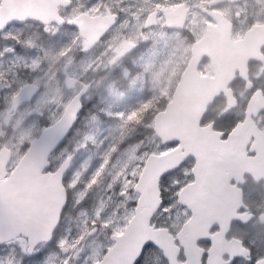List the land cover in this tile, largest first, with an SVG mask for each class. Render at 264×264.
<instances>
[{"label": "snow or ice", "instance_id": "snow-or-ice-1", "mask_svg": "<svg viewBox=\"0 0 264 264\" xmlns=\"http://www.w3.org/2000/svg\"><path fill=\"white\" fill-rule=\"evenodd\" d=\"M137 2L133 9L128 0H0V61L9 62L0 72V264H264V191L256 187H248L251 204L236 206L227 232L223 222L210 226L195 254L182 242L211 195L210 175L222 158L235 157L264 182V44L258 71L233 70L190 133L182 125L168 129L183 96L178 78L166 87L174 63L168 41L187 34L195 48L217 6ZM43 8L49 11L39 14ZM169 8L186 9L183 20ZM253 8L250 16L247 2L237 3L228 14L245 25L241 35L264 28V0H254ZM33 26L49 42L39 46L43 57L26 55L37 47L25 38ZM141 49L148 55H141L137 78L150 85L148 95L122 110L101 107L86 74L111 69L118 77L119 66ZM77 53L81 75L68 71ZM57 64L63 78L53 71ZM20 73L37 79L18 83ZM192 75L204 84L219 78L212 52ZM108 94L125 98L112 84ZM89 118L92 125L116 121L117 135L98 137ZM94 148V162L82 159ZM219 236L231 248L217 259Z\"/></svg>", "mask_w": 264, "mask_h": 264}, {"label": "flooded vegetation", "instance_id": "flooded-vegetation-1", "mask_svg": "<svg viewBox=\"0 0 264 264\" xmlns=\"http://www.w3.org/2000/svg\"><path fill=\"white\" fill-rule=\"evenodd\" d=\"M245 2H247L249 6V15L251 16L254 10L253 8L254 0H209V3L215 4L217 7L209 13L210 18L214 20L215 22L209 23L205 21L204 22L205 28L199 36L198 43H200L203 40L206 43L204 44L205 53L201 55L199 59H197V56L193 55L192 53L193 48L190 47L188 44L187 49H188L189 56L187 59V63L180 65V75L178 77L174 70L175 66L177 65L176 62L170 66V72L166 76V81H167L166 87L172 85L173 77L175 75H176V80L174 83H176L177 78L179 79V82H181L183 74L185 70L187 69V67L190 65V63L194 67H195L196 61L200 62L202 66L203 64H206L207 63V56H206L207 52H212V51H213L212 52L213 54L217 53L218 55L217 58L215 57L216 67L219 70L218 88L226 87L227 81L230 79L231 74L233 70L235 69L243 68L244 71L246 72L258 71L259 65L255 63V61L259 59L258 53H259L261 44H264V28H261L259 25H256L253 31L251 32L244 31L243 35H241V32L244 30L245 25L241 22L236 21L235 19L233 20L228 19V14L235 12L237 3L243 5ZM128 3L133 6V9H135V7H139L137 0H128ZM255 10L259 12L258 8H256ZM167 11H168V14L174 20L182 21L187 10L183 8H169ZM205 11H207V9H205ZM186 37H187V34H185V38ZM25 38H30L37 45L35 49L28 50L26 52V55L29 57H32L35 55L43 56L39 46L43 45L44 48L47 49V47L49 46V42L44 39L41 33V30L36 26L27 28L25 29ZM171 46H172V42L171 40H169L168 47L171 48ZM157 48L162 51L163 45H158ZM141 55L147 57L148 53L145 52L143 49H141L140 52H137L133 54L131 57H129L127 63L121 64L119 66L120 75L118 77L113 75V71L111 69L108 71L101 72L99 74H96V73L86 74L85 79H87L89 82L93 84V88L95 89V94L98 99H102L104 96L108 94L109 84H112L115 89L123 92L124 95L128 97L127 99L124 98L123 101H120L119 105H115L112 108V110L115 108H119V110H122L126 107L135 105L137 103L135 99L140 101V100H143L145 96L148 95L149 87L141 88V89L135 88L136 84L144 81L141 78L137 80V72L139 71L138 66L142 63ZM176 61H180V59H177ZM80 64H82L81 56L79 53H77L75 55L74 62L72 63L71 67L68 68V71L76 73L74 72V69ZM8 66H9V62L7 61V59L0 61V72L7 71ZM53 71H58L61 74V78H63L64 66L62 64H57L55 68L53 69ZM125 72L128 73L126 76H125ZM26 74H29V73H26ZM76 74L81 75L82 70ZM21 76L23 78L22 82L31 83L35 79H37L35 75H34V79H32L31 74L26 76V78L23 75ZM134 79L136 80L135 83H133ZM196 80H199V79H196ZM210 83L207 84L208 88L216 87L213 84L210 85ZM41 84L43 85V81H41ZM129 88H134L132 90L130 97L127 94V92H129ZM192 88H195V87H192ZM184 101L187 102L186 99ZM99 104L101 107L107 108L105 104H102L101 102H99ZM96 127H100V131H103L105 129L115 130L116 121H107L104 123L98 122L94 126V128L90 126V128L92 129H95ZM250 130L254 131L255 129L253 127ZM116 135L117 133L114 132L113 138ZM246 137H247V131L242 132L241 137H240V146H244L246 144L245 142ZM239 175L240 173L238 174V176ZM217 184L222 185V187L218 191V194H220L221 197H224L228 192L232 191L233 188L235 190V194H238V189L240 188L241 193H242L243 203L249 204V205L251 204V199H250V196L247 190L249 186L256 187L259 191H264V183L263 182L256 183L246 173L243 174L242 176H239L237 181H232L231 184L227 183L226 177H223V179L219 180ZM226 205L227 207L223 205V209L227 208L230 211H233L236 208L235 203L234 205L232 203H227ZM224 217H227V214H224ZM235 235H240V233H235ZM202 236H205V235H199V237H202ZM226 241H229V240H226ZM195 245H196V242L194 246Z\"/></svg>", "mask_w": 264, "mask_h": 264}, {"label": "water", "instance_id": "water-1", "mask_svg": "<svg viewBox=\"0 0 264 264\" xmlns=\"http://www.w3.org/2000/svg\"><path fill=\"white\" fill-rule=\"evenodd\" d=\"M48 11V8H43L40 10L39 14H45ZM88 27L90 32L96 31L95 24H90ZM197 51L199 50L196 45V47L192 50L193 55L196 56L195 52ZM194 69V66L189 65L183 74L179 84V87H182L183 90L182 101L178 105L174 115L165 123L164 126L168 129L175 130L182 125L184 126L185 131L190 133L191 130L195 128V122L206 110V106L212 102L213 97L217 94V92L224 90V88H218L219 78L214 83H210V85H215V88H208L207 84H204L201 80H196V78L192 75ZM185 99L187 102L184 101ZM191 139L197 144H202L205 142L204 138L200 136H191ZM245 142L247 143V137ZM239 147L241 151L244 148V146L240 145ZM239 173V176H242L246 173L251 179L258 183L257 175H255L252 171L243 168L237 159L231 155L222 158L217 164L216 168L212 171L209 181L211 195L210 197L207 195L204 197L207 202L199 208L196 214L197 218L195 223H193L186 232H183L182 242L189 252L194 254L197 252L196 245L194 246V244L197 241L199 235H206L208 233L210 226L223 222L225 232L228 231V222L233 216L235 209L233 211H230L227 208L223 209V205L227 207V203H232L233 205L235 203L236 206L239 204H244L242 193L239 188L238 194H235V190L232 187V191L228 192L224 197H221V195L218 194V191L222 185L217 184V182L223 179V177H226L227 183L231 184L232 181H237ZM224 214H227V217H224ZM230 248L231 244L229 241H226L223 236L217 237L214 246L215 257L220 259L224 253L230 250Z\"/></svg>", "mask_w": 264, "mask_h": 264}, {"label": "rangeland", "instance_id": "rangeland-1", "mask_svg": "<svg viewBox=\"0 0 264 264\" xmlns=\"http://www.w3.org/2000/svg\"><path fill=\"white\" fill-rule=\"evenodd\" d=\"M171 42H172V46H171L170 49H171V53H172V59H173L174 63L176 62V64H177L175 66L174 70H175L176 75L178 77L180 75V65L187 63V59H188V56H189L188 49H187L188 43L186 42V38H179V37H175V38L171 39ZM42 54H43V52H42ZM177 59H180V61H176ZM81 65L82 64H80L79 66L75 67L74 72L79 73L82 70ZM168 67H169V71H168V73H169L170 72V66H168ZM21 75H23L26 78V76H28L30 74L20 73V75L15 78L18 83H21L23 81V78H22ZM40 75L43 76V73H41ZM176 75L173 77L172 84L176 80ZM31 78L34 79V74H31ZM138 79L139 78H137V80ZM146 87L150 88V85L148 83H145L144 81L136 84V86H135L136 89H141V88H146ZM133 89L134 88H129V92H127L129 97H130ZM136 96H137V94H136ZM125 98L127 99L128 97L125 96ZM98 101L101 102L102 104H105L107 108L110 105L112 106V108L115 105H119V102H117L115 100V98L113 96H110L109 94L104 96L102 99H98ZM135 101L138 102L137 99H135ZM116 110H119V108L113 109V111H116ZM86 123L89 125V127L91 126V127L94 128V126H95V125L91 124L90 118L86 121ZM92 130L96 131V134H97L98 137H100V138L107 137L109 139L113 138V134L115 132V130H113V129L112 130L111 129H105L103 131H100V127H96L95 129H92ZM89 156L91 157V162H94L99 156V150L95 149V148L92 149V151L89 152V153H86L85 156L82 157V159H86ZM98 194L102 195V192L99 189H98ZM68 226L71 227L73 233H75L78 230V224L76 222H74V221L72 223H70Z\"/></svg>", "mask_w": 264, "mask_h": 264}]
</instances>
